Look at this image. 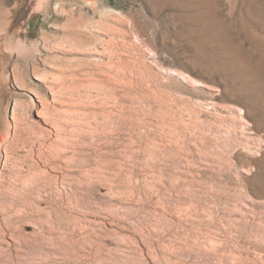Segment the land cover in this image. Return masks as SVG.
I'll use <instances>...</instances> for the list:
<instances>
[{"label":"rangeland","instance_id":"rangeland-1","mask_svg":"<svg viewBox=\"0 0 264 264\" xmlns=\"http://www.w3.org/2000/svg\"><path fill=\"white\" fill-rule=\"evenodd\" d=\"M92 1L0 0V264H264V0Z\"/></svg>","mask_w":264,"mask_h":264},{"label":"bare ground","instance_id":"bare-ground-1","mask_svg":"<svg viewBox=\"0 0 264 264\" xmlns=\"http://www.w3.org/2000/svg\"><path fill=\"white\" fill-rule=\"evenodd\" d=\"M95 1L92 0H85V3L92 5ZM179 2V1H178ZM183 2V1H182ZM185 2V1H184ZM187 2H189L190 7L194 9V11L192 12V24L194 25V27L196 28V33L199 36L198 38H200V41H203V37L206 36V41L208 43H210L209 45H218L219 46V50L218 53H216V56H219L221 58H223V60H226L227 55L232 54V52H234L233 50V46L232 48H227L226 46V42L224 41V32L223 29L224 28H220L219 25H216V20L213 15H212V8L215 6V0H187ZM186 2V3H187ZM188 4V3H187ZM96 6V5H95ZM182 8V7H181ZM216 8V7H215ZM214 10V9H213ZM189 12V11H187ZM214 12V11H213ZM250 14V13H249ZM191 20V19H190ZM222 22V21H221ZM221 24V23H220ZM221 26V25H220ZM223 26V25H222ZM25 30V29H24ZM24 38H25V34L24 31L22 30L21 34H20V41L18 42V45H16V50L18 52H24L26 49L24 48ZM209 39V40H208ZM218 42V43H217ZM198 43V42H197ZM17 44V43H16ZM228 44V43H227ZM90 45V44H86ZM250 46V45H249ZM216 47V46H215ZM251 47V46H250ZM85 48V47H84ZM197 48L200 50L201 48H199L197 46ZM95 49V48H94ZM218 49V47H217ZM29 50V49H27ZM216 51V50H215ZM220 51V52H219ZM28 53V52H27ZM202 55V54H201ZM230 58V57H229ZM222 60V59H221ZM246 60V59H245ZM244 59H242L241 57H237L235 54L231 57V61H232V65L234 70H236V72H238V76L241 78H243L246 82L248 83H253L254 81V73L253 70L251 69V67L249 66V64L247 62H245ZM164 63L166 64H170L168 59H163ZM229 62V59L227 60ZM247 61V60H246ZM254 68V67H253ZM223 69V68H222ZM225 70V69H224ZM35 73V72H34ZM263 73V72H262ZM40 74V73H39ZM256 74V73H255ZM257 75V74H256ZM255 75V76H256ZM22 79V78H21ZM19 77L17 78V82L21 87H25L24 83H23V79L21 80ZM256 81V80H255ZM17 85V86H19ZM252 85V84H251ZM47 90H53L51 88V86L46 85L45 87ZM27 89V88H26ZM33 90V89H32ZM31 90V91H32ZM36 90V89H34ZM33 90V91H34ZM110 90V89H109ZM37 93V92H36ZM42 96V95H41ZM43 100V101H42ZM42 102H44V99L42 98ZM45 106L46 103H45ZM30 108V107H29ZM18 109L17 108V104L14 105L13 107V112ZM45 111V110H44ZM46 112V111H45ZM29 113V111H28ZM47 113V112H46ZM27 114V113H26ZM51 114V113H50ZM27 118L30 117V115L26 116ZM50 120V119H48ZM53 120V119H51ZM19 123V122H18ZM23 125V124H22ZM33 125V124H32ZM142 126V125H141ZM146 126V125H145ZM20 129V128H19ZM22 131V130H21ZM120 131V130H119ZM104 137V136H103ZM118 137V136H117Z\"/></svg>","mask_w":264,"mask_h":264}]
</instances>
